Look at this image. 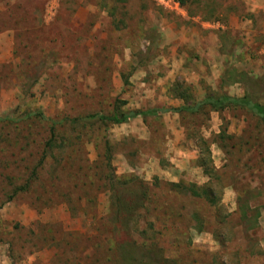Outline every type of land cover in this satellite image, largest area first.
<instances>
[{
    "label": "rangeland",
    "instance_id": "374dc122",
    "mask_svg": "<svg viewBox=\"0 0 264 264\" xmlns=\"http://www.w3.org/2000/svg\"><path fill=\"white\" fill-rule=\"evenodd\" d=\"M221 92L264 103V0H0V264H264V124L169 110Z\"/></svg>",
    "mask_w": 264,
    "mask_h": 264
},
{
    "label": "trees",
    "instance_id": "16d2710c",
    "mask_svg": "<svg viewBox=\"0 0 264 264\" xmlns=\"http://www.w3.org/2000/svg\"><path fill=\"white\" fill-rule=\"evenodd\" d=\"M180 5L185 6L188 2L191 0H175ZM193 1V0H192ZM186 100V99H184ZM209 106L210 109L215 111H220L228 107H241L245 108L246 110L252 112L255 116L258 117V119L261 121V123L264 124V103H260L257 101H254L251 99L248 95H242L240 97L237 96H231L225 92H221L219 94H213V93H206L200 101H194L192 104L190 103H182V105H179L177 107H172L169 110L174 112H187V113H195L200 109H203L204 107ZM164 111V109L159 108H151L146 110H128L127 112H113L111 115H104V114H94L90 117H97L103 124H106V122L111 123H122L125 122L131 118L139 117V116H145V115H156L160 112ZM51 129V136L46 141V148L51 149L53 147V126L50 127ZM43 159V157L41 158ZM115 192V191H114ZM192 194L198 195L199 189H191ZM120 192L117 194H114L116 206L114 208V227L117 226H125V222L123 223V220L126 221V214L124 215V212L127 211L130 214V211L132 210L131 205H127L122 198L119 197ZM135 208V206L133 207ZM126 213V212H125ZM125 218V219H124ZM124 244H122L120 247H123Z\"/></svg>",
    "mask_w": 264,
    "mask_h": 264
},
{
    "label": "crops",
    "instance_id": "0c3cea01",
    "mask_svg": "<svg viewBox=\"0 0 264 264\" xmlns=\"http://www.w3.org/2000/svg\"><path fill=\"white\" fill-rule=\"evenodd\" d=\"M165 5L164 6H168V8H169V5H167L168 3L167 2H165L164 3ZM173 4H176V2H173ZM179 4V3H178ZM201 25H202V22H201ZM230 95V94H229ZM243 95V94H242ZM242 95H235V94H233V95H231V96H237V97H240V96H242ZM204 97V96H203ZM203 99V98H202ZM136 118V117H135ZM170 128V127H169ZM170 131L172 132V133H174V134H176V133H178V131H176L173 127H171V129H170Z\"/></svg>",
    "mask_w": 264,
    "mask_h": 264
}]
</instances>
